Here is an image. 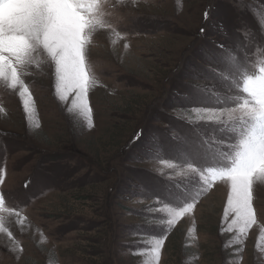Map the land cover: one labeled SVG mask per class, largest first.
Listing matches in <instances>:
<instances>
[{
	"label": "rangeland",
	"instance_id": "374dc122",
	"mask_svg": "<svg viewBox=\"0 0 264 264\" xmlns=\"http://www.w3.org/2000/svg\"><path fill=\"white\" fill-rule=\"evenodd\" d=\"M111 3L107 19L121 35L98 30L90 47L98 81L89 92L94 126L70 118L72 97L59 101L47 64L22 77L34 101L30 119L18 92L0 86V192L24 218L4 214L13 236L0 233V264H149L151 241L165 227L159 264H264V185L254 186L257 223L242 238L229 231L223 183L174 227L145 222L146 210L159 204L145 189L186 179L148 159L150 142L156 138L165 159L185 141L214 145L218 126L196 119L191 108L219 106L197 104L193 85L224 88V65L206 54L229 49L244 59L246 39L264 44V0Z\"/></svg>",
	"mask_w": 264,
	"mask_h": 264
},
{
	"label": "snow or ice",
	"instance_id": "6c2138e0",
	"mask_svg": "<svg viewBox=\"0 0 264 264\" xmlns=\"http://www.w3.org/2000/svg\"><path fill=\"white\" fill-rule=\"evenodd\" d=\"M118 2L122 4L124 0ZM114 7L111 0H0V86L18 92L27 118L34 110V101L22 77L33 65L47 64L59 101L68 102L72 97L66 109L70 118L80 126H94L89 92L98 81L90 47L98 30L109 28L120 37L107 19ZM240 31L246 37L251 34V29ZM249 45L253 48L251 54L246 51ZM242 50L244 59L229 49L206 54L210 61L224 65L219 72L224 82L222 91L193 85L197 104L219 106L191 108L196 119L213 121L218 126L212 129L214 145L203 138L185 141L165 159L156 138L150 142L148 159L186 179L145 189L150 193L148 199L159 200L157 206L146 210V223L149 219H163L168 227H174L193 212L200 196L217 183L229 189L225 212L226 217H233L229 231L235 230L242 238L257 223L253 189L255 185H264V44L246 39ZM180 111L188 120L192 119L187 110ZM3 112L0 107V113ZM4 175L5 171L0 169V185ZM5 213L14 214L23 222L19 208L10 205L0 192V233L12 238ZM167 234L165 227L151 241L149 264H159Z\"/></svg>",
	"mask_w": 264,
	"mask_h": 264
}]
</instances>
